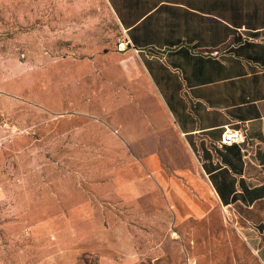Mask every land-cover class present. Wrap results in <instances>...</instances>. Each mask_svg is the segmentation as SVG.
<instances>
[{
    "label": "rangeland",
    "instance_id": "374dc122",
    "mask_svg": "<svg viewBox=\"0 0 264 264\" xmlns=\"http://www.w3.org/2000/svg\"><path fill=\"white\" fill-rule=\"evenodd\" d=\"M122 40L105 0H0V264H262L264 200L221 206Z\"/></svg>",
    "mask_w": 264,
    "mask_h": 264
},
{
    "label": "crops",
    "instance_id": "0c3cea01",
    "mask_svg": "<svg viewBox=\"0 0 264 264\" xmlns=\"http://www.w3.org/2000/svg\"><path fill=\"white\" fill-rule=\"evenodd\" d=\"M105 1L221 206L264 200V0ZM225 128L239 129L243 141L217 147ZM11 195L0 181V200ZM240 228L264 264V228Z\"/></svg>",
    "mask_w": 264,
    "mask_h": 264
},
{
    "label": "built area",
    "instance_id": "2783aa9c",
    "mask_svg": "<svg viewBox=\"0 0 264 264\" xmlns=\"http://www.w3.org/2000/svg\"><path fill=\"white\" fill-rule=\"evenodd\" d=\"M128 47L125 40L118 43V50L123 51ZM244 135L239 129L235 128H225L222 132L220 139L216 142L217 147H222L224 145H231L232 143L243 141Z\"/></svg>",
    "mask_w": 264,
    "mask_h": 264
},
{
    "label": "trees",
    "instance_id": "16d2710c",
    "mask_svg": "<svg viewBox=\"0 0 264 264\" xmlns=\"http://www.w3.org/2000/svg\"><path fill=\"white\" fill-rule=\"evenodd\" d=\"M224 146H225V145H224ZM222 147H223V146H222ZM212 175H213V174L210 175L211 181H212L213 186H214L215 190L217 191V193H218V195H219V197H220L222 203H223V204L230 203L231 201H228L227 199H225L224 194H223V192H222V188H221V187H220V186L214 181V177L212 178ZM229 191H231V187H229Z\"/></svg>",
    "mask_w": 264,
    "mask_h": 264
}]
</instances>
